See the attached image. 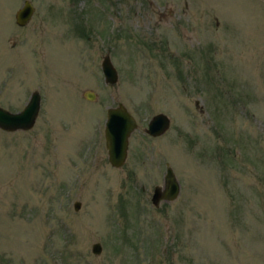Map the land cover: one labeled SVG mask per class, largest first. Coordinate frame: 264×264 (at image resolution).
Returning <instances> with one entry per match:
<instances>
[{
	"label": "rangeland",
	"instance_id": "1",
	"mask_svg": "<svg viewBox=\"0 0 264 264\" xmlns=\"http://www.w3.org/2000/svg\"><path fill=\"white\" fill-rule=\"evenodd\" d=\"M22 1L0 0V107L32 91L40 106L0 130V264H264V2L28 0L18 26ZM151 9L167 21L149 26ZM117 103L137 127L114 168ZM156 113L169 126L149 137ZM165 164L179 194L153 207Z\"/></svg>",
	"mask_w": 264,
	"mask_h": 264
},
{
	"label": "water",
	"instance_id": "2",
	"mask_svg": "<svg viewBox=\"0 0 264 264\" xmlns=\"http://www.w3.org/2000/svg\"><path fill=\"white\" fill-rule=\"evenodd\" d=\"M264 2V0H261ZM33 7L28 0H23L20 7L14 12V22L18 26H24L31 15ZM100 71L103 83L113 85L117 82V72L112 65L108 55H104L100 61ZM88 101L94 99L91 91L83 93ZM40 106V95L37 91H32L22 108L17 111H8L0 107V130L13 132L16 130L30 129L36 119ZM169 126V119L163 113H156L150 117L146 123L144 133L151 137L162 135ZM136 128L133 116L127 111L125 106L117 103L115 106L107 107L103 121V138L106 150V159L110 166L118 168L122 166L127 156L128 138ZM179 194V182L168 164L164 166L162 183L153 187L150 203L157 207L161 202L173 201ZM79 203H73V209H77ZM101 250L99 243L91 245V252L98 254Z\"/></svg>",
	"mask_w": 264,
	"mask_h": 264
},
{
	"label": "flooded vegetation",
	"instance_id": "3",
	"mask_svg": "<svg viewBox=\"0 0 264 264\" xmlns=\"http://www.w3.org/2000/svg\"><path fill=\"white\" fill-rule=\"evenodd\" d=\"M148 6H149V2H148ZM172 14V12H171ZM170 16V15H169ZM153 17H157V21L156 19L153 21ZM168 19V16H165L163 13H161L160 11H158V9H151L149 11V14H147V21L149 23V26L151 25H155L157 23H165ZM78 28V27H77ZM79 36L84 37L85 39V34L87 33V31H85L84 25H79ZM107 53H105L104 55H106ZM103 55V56H104ZM108 55V54H107ZM102 56V57H103ZM109 57V56H108ZM145 134V133H144ZM146 135V134H145Z\"/></svg>",
	"mask_w": 264,
	"mask_h": 264
}]
</instances>
